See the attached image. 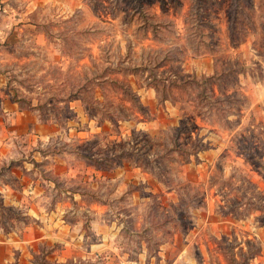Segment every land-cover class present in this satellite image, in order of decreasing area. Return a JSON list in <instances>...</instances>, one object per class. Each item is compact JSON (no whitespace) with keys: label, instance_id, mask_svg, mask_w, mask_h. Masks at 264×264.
Segmentation results:
<instances>
[{"label":"rangeland","instance_id":"rangeland-1","mask_svg":"<svg viewBox=\"0 0 264 264\" xmlns=\"http://www.w3.org/2000/svg\"><path fill=\"white\" fill-rule=\"evenodd\" d=\"M3 101L71 169L0 264H264V0H0Z\"/></svg>","mask_w":264,"mask_h":264},{"label":"crops","instance_id":"crops-1","mask_svg":"<svg viewBox=\"0 0 264 264\" xmlns=\"http://www.w3.org/2000/svg\"><path fill=\"white\" fill-rule=\"evenodd\" d=\"M3 102L9 103V101ZM9 104V108L4 105L0 110V113L3 114L8 112L7 115L9 116L7 126L4 122L6 118H2L0 114V196H11V201L19 203V205H22L27 198L30 205L29 211L34 212V216L38 212L39 215L37 216L39 217L41 211L39 212L38 209L41 210L40 205H42L43 200H47L45 194L46 187L49 188L51 185L58 190V184L49 178V172L55 173L57 176L67 175L70 174L71 168L65 167V164L60 165L59 163H53L50 167L49 164L45 165V160H47L49 155L43 149L33 147L36 146L34 142L39 141L38 138L49 137V134L52 135V132L56 131V128H51L45 123L38 122L34 116H28L25 111L19 109L16 102ZM18 136L29 137V142L31 143L24 146V149L21 151V157H13L12 153L16 149L19 151L14 139ZM26 150L28 155H23V152ZM14 161L20 162L18 164H12ZM88 168H94L97 173L99 172L96 166L93 167L90 165ZM8 177H11L13 180H10ZM47 208V211L43 214L46 215L44 216L46 219L49 215ZM29 214L31 213L29 212Z\"/></svg>","mask_w":264,"mask_h":264},{"label":"trees","instance_id":"trees-1","mask_svg":"<svg viewBox=\"0 0 264 264\" xmlns=\"http://www.w3.org/2000/svg\"><path fill=\"white\" fill-rule=\"evenodd\" d=\"M92 160H93L92 164L95 165L97 169H103V170L106 169V167L102 163V160L104 159H95V157H93Z\"/></svg>","mask_w":264,"mask_h":264}]
</instances>
